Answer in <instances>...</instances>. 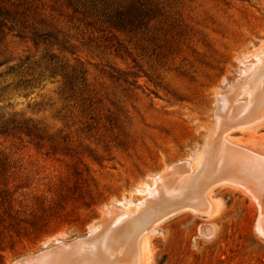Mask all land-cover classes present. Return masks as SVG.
Here are the masks:
<instances>
[{
	"label": "rangeland",
	"instance_id": "obj_1",
	"mask_svg": "<svg viewBox=\"0 0 264 264\" xmlns=\"http://www.w3.org/2000/svg\"><path fill=\"white\" fill-rule=\"evenodd\" d=\"M0 20V264L61 242L52 264H264L241 192L215 185L202 210L157 223L177 199L143 192L161 175L209 188L224 142L264 159V0H0ZM257 52L258 112L219 128L220 93L247 103L229 89ZM109 211L128 216L113 231L133 226L114 258L101 246ZM80 238L94 250L70 247Z\"/></svg>",
	"mask_w": 264,
	"mask_h": 264
},
{
	"label": "bare ground",
	"instance_id": "obj_2",
	"mask_svg": "<svg viewBox=\"0 0 264 264\" xmlns=\"http://www.w3.org/2000/svg\"><path fill=\"white\" fill-rule=\"evenodd\" d=\"M264 51V50H263ZM255 52V51H254ZM261 54V52H257L254 55V57L257 60V63L252 64V65H246L243 70V77L240 79L241 82H239V84H237V86H233L232 88L229 89V92H231L232 90H240L243 92H246L248 94L249 100L247 101V103L244 104H232V97H229V94H227V92L225 93H220V99H219V113L217 115V121H218V126L219 128L223 126V124H229L230 126L232 125V127L236 126L238 127L239 125H242V127H245V123H243V121L245 120H249V118L253 115V111H255L256 113L258 112V105L253 108V106L256 103L257 97H258V88L256 86V88H252V86L250 85L251 81H254V77L258 71V67L259 66V55ZM260 68V67H259ZM261 72V71H260ZM259 73V72H258ZM260 75V74H259ZM261 77V76H260ZM243 79V80H242ZM254 79V80H253ZM259 80V79H258ZM257 80V81H258ZM256 82V81H255ZM260 82V81H259ZM258 82V83H259ZM261 83V82H260ZM237 88V89H236ZM228 92V93H229ZM234 93V92H233ZM241 93V94H242ZM264 103V102H263ZM264 105V104H263ZM264 110V108H263ZM254 112V113H255ZM263 114V112H262ZM261 115V114H260ZM264 116V114H263ZM253 119V118H252ZM257 120V118H256ZM242 121V122H241ZM241 122V124H240ZM249 122V121H248ZM261 123V122H260ZM257 127V126H256ZM234 129V128H233ZM224 133V132H223ZM217 138V137H216ZM220 138V137H219ZM220 140V139H219ZM219 142V141H218ZM221 144V143H220ZM233 144V143H232ZM230 145L227 142H224L223 144H221L222 146L220 147L219 151L216 152L217 153V158L214 164H212L209 173V178L211 179V183L209 184V188H207V185L203 182L202 178L199 179H193L190 181H185V180H177L176 182L178 183H174L172 184V186H166L164 183L166 181V176H157L154 179V182L152 184V186L146 188L145 190H143L144 193H148L147 195H149V197H153V196H157L159 198V200H161L162 202L166 199H168L167 197L171 195L172 199H177L176 202H174L173 204H169L166 205V210L163 213V215H160L159 218H156L157 220H153L155 223L158 222V220H163V218H165L167 215H170L172 213H175V211H177V209H188V210H192L191 212L194 211H200L202 210L201 207H203V204L201 207H199L198 202L199 200H201L200 202H202V200L205 198L209 199V194L211 193L212 189L211 187L215 186V185H219L218 187H228L230 189L236 190L241 192L242 194L246 195L247 197H249L250 199H252L258 208L259 214L257 217V224H256V229L257 232L264 237V159H261L259 156L255 155V154H250V152L244 151V149H239L236 148V146L234 145ZM235 144V143H234ZM237 145V144H235ZM242 146V144H239ZM213 147V146H212ZM251 149V148H250ZM248 150V149H247ZM251 151V150H250ZM215 153V154H216ZM254 153V152H253ZM257 154V153H256ZM211 156V154H210ZM208 154L204 156L203 159L208 158ZM212 158H214V155H212ZM209 161V159H207ZM213 160V159H212ZM206 160H204L202 163L204 164ZM201 163V165H202ZM188 164V163H187ZM200 165V166H201ZM199 166V167H200ZM174 167V166H173ZM172 167V168H173ZM171 168V169H172ZM200 170V169H199ZM213 179V180H212ZM186 185H189L186 187ZM211 188V189H210ZM184 189H189V192H185ZM145 194V195H146ZM205 194V195H204ZM165 197V198H164ZM155 199V198H154ZM169 200V199H168ZM211 200V199H210ZM146 201V200H143ZM204 201V200H203ZM207 201V199H206ZM147 202V201H146ZM197 202V203H196ZM208 202V201H207ZM143 203V202H142ZM139 205V204H137ZM141 205V204H140ZM139 205V206H140ZM145 205V203H144ZM152 205V204H150ZM201 205V203H200ZM160 206V205H159ZM159 206L156 205V207H158L159 210ZM205 206V203H204ZM207 206V205H206ZM150 207V206H148ZM155 207V205H154ZM153 207V208H154ZM212 207V206H211ZM138 208V207H137ZM142 208V207H141ZM205 208V207H204ZM140 209V208H138ZM152 209V208H151ZM204 210V209H203ZM141 211V210H139ZM112 212V211H111ZM109 211V216L111 214H113L112 216V220L109 222L108 225H105V229L104 230V234L101 235L102 239H101V246L103 247V249L105 248L107 251L110 252V254H112L111 258L113 257V255H120L122 252V245L117 244L116 239L121 238L120 236H122L125 232L126 229L128 228H132L133 226H131V223L126 224L124 226H122V228H120L117 231H113L112 227L114 225V223L119 222V220L123 221V217H126L127 214L124 213H111ZM138 212V211H137ZM136 212V213H137ZM145 212V210H144ZM152 213V212H151ZM138 214V213H137ZM130 215V214H129ZM159 215V214H158ZM110 216V217H111ZM154 216V215H153ZM128 217V216H127ZM157 217V215H156ZM137 218V217H135ZM154 218V217H153ZM109 218H106V220H108ZM144 219V218H143ZM137 220V219H136ZM145 220V219H144ZM102 221V220H101ZM101 221H99V224L94 225L91 230H90V235H94L97 232H99V230L101 228H98L97 226L102 224ZM143 221V220H142ZM124 222V221H123ZM139 222V221H138ZM148 222V221H147ZM153 222V223H154ZM107 223V222H105ZM122 223V222H119ZM152 223V222H151ZM118 224V223H117ZM144 225V224H143ZM118 226V225H117ZM136 226V225H134ZM114 227L116 228V226L114 225ZM113 227V228H114ZM143 227V226H142ZM148 227V226H147ZM151 227V226H150ZM155 227V226H154ZM153 228V227H151ZM141 229V228H140ZM102 230V231H103ZM143 230V229H142ZM148 230L150 231V228H148ZM140 231V230H139ZM144 231V230H143ZM142 233V232H141ZM149 233V232H148ZM126 235V234H125ZM142 235V234H141ZM98 236V235H97ZM144 236V234H143ZM123 237V236H122ZM126 237V236H125ZM131 237V236H130ZM129 237V238H130ZM133 237V236H132ZM141 240H142V236ZM145 237V236H144ZM124 238V237H123ZM98 239L97 237L94 238ZM145 239V238H144ZM93 240V239H92ZM115 240V241H114ZM125 240V239H124ZM129 240V239H128ZM140 240V239H139ZM97 241V240H95ZM94 241V242H95ZM121 241V240H119ZM138 241V240H135ZM93 242V243H94ZM114 242L116 244H114ZM141 242V241H140ZM145 242V241H144ZM126 243V241H125ZM77 244H82L84 245V247L82 246V248H85V246L88 248H92L94 247V245L91 244L90 241L87 242H83L82 240H80L79 242H77L76 244L70 245L74 246ZM99 244V243H98ZM127 244V243H126ZM62 247L60 248V246L58 245L59 248H48L45 250V252H43L42 256H40L38 259L37 257L31 258V259H26L27 261L30 260H35L32 261L29 264H52L54 261H56L58 258H61L62 254H60L59 252L61 251V253L63 252V249H66L67 245L65 246V243L63 244L61 242L60 244ZM141 245H144L143 243ZM92 246V247H90ZM128 246V244H127ZM138 246V244H137ZM140 246V245H139ZM69 247V248H70ZM129 247V246H128ZM142 247V246H141ZM86 248V249H87ZM88 248V249H89ZM125 248V247H124ZM134 248V247H132ZM68 249V248H67ZM87 249V250H88ZM99 249V248H98ZM103 249L101 248V250L103 251ZM130 249V248H129ZM142 249V248H141ZM78 250V249H77ZM86 250V251H87ZM94 250V249H93ZM104 250V252L106 251ZM136 250V249H135ZM134 250V252H135ZM67 251V250H66ZM64 250V253L66 252ZM79 251V250H78ZM89 251V250H88ZM87 251V252H88ZM96 251V250H95ZM93 252V251H92ZM80 253V252H79ZM78 253V255L76 256H80ZM85 253V252H84ZM94 253V252H93ZM100 253V251H99ZM124 253V252H123ZM129 253V252H128ZM131 253V252H130ZM72 254V253H71ZM70 254V256H71ZM86 254V253H85ZM98 254V253H96ZM75 255L73 257V259L75 258ZM37 256V255H36ZM93 256V255H92ZM81 257V256H80ZM126 257V254H125ZM131 257V256H130ZM136 257V256H135ZM67 258V257H66ZM79 258V257H78ZM114 258V257H113ZM68 259V258H67ZM77 259V258H76ZM82 259V258H81ZM85 259V258H84ZM100 259V258H99ZM124 259V258H119ZM126 259V258H125ZM132 259V258H131ZM78 260V259H77ZM80 260V258H79ZM86 260V259H85ZM89 260V259H88ZM97 260V257H96ZM95 260V261H96ZM109 260V259H108ZM133 260L134 257H133ZM87 261V260H86ZM92 261V260H91ZM118 261V260H117ZM128 261V260H127ZM126 260L124 261L125 263L127 262ZM142 261V260H141ZM115 264V260L113 261ZM130 262V260L128 261ZM91 263V262H90ZM95 263V262H94ZM100 263V262H99ZM132 263V260L130 262V264ZM136 263L138 264V262L136 261ZM14 264H27L25 262V260H18L16 261V263ZM82 264V263H81ZM84 264V263H83ZM108 264V263H107ZM120 264V263H119ZM128 264V263H127ZM143 264V262H142Z\"/></svg>",
	"mask_w": 264,
	"mask_h": 264
},
{
	"label": "trees",
	"instance_id": "obj_3",
	"mask_svg": "<svg viewBox=\"0 0 264 264\" xmlns=\"http://www.w3.org/2000/svg\"><path fill=\"white\" fill-rule=\"evenodd\" d=\"M3 26V23L1 22V20H0V27H2ZM34 36H35V38H33L32 37V40L36 43V40H42L41 42H47L48 41V39H47V37H50V35H48L47 33H43V34H37V33H35L34 34Z\"/></svg>",
	"mask_w": 264,
	"mask_h": 264
},
{
	"label": "water",
	"instance_id": "obj_4",
	"mask_svg": "<svg viewBox=\"0 0 264 264\" xmlns=\"http://www.w3.org/2000/svg\"><path fill=\"white\" fill-rule=\"evenodd\" d=\"M84 238H85V237H84ZM84 238L77 239L76 241H73V243H75V242H79L80 240H84ZM70 243H72V242H69V244H70ZM43 252H45V251H41L40 253L37 254V256L35 255V256H32L31 258L36 259L35 257H37V259H38L40 256H42ZM31 258H28V260L31 259ZM23 260H25V262H26L27 264L31 263L32 261H35V260L27 261L26 259H23Z\"/></svg>",
	"mask_w": 264,
	"mask_h": 264
}]
</instances>
